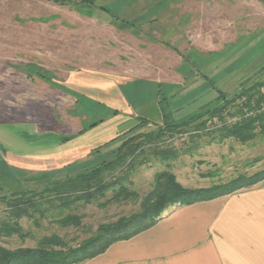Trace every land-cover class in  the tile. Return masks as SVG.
Segmentation results:
<instances>
[{
	"label": "rangeland",
	"instance_id": "1",
	"mask_svg": "<svg viewBox=\"0 0 264 264\" xmlns=\"http://www.w3.org/2000/svg\"><path fill=\"white\" fill-rule=\"evenodd\" d=\"M187 2L96 0L93 5H60L47 0H0V115L38 120L45 126L51 125L55 117L65 122L73 110L81 114L84 108L89 110L87 126L108 116L109 109L104 107H110L107 103L95 104L80 97L75 107L76 99L71 95L37 76L29 77L24 69L34 74L42 70L61 84L96 96L103 89L102 98L107 95V83L117 84L120 74L129 80L142 79L140 83H148L152 91L157 89L158 112L152 106L139 112L143 118L144 113L150 115L146 118L153 123H163L161 112L169 121L201 113L218 102L220 93L233 96L263 75L264 28L233 31L221 19L205 20L204 28H194L191 19L198 17L197 8L194 10ZM187 8L194 12H187ZM220 25L226 27L212 28ZM238 36L237 43H233ZM128 85L121 88L127 91ZM145 102L153 104V98ZM234 120L227 118L228 124ZM207 123L209 129L221 126L216 118ZM153 130L155 127L150 125L145 131ZM18 144L14 137L13 146ZM172 144L180 149L177 159L160 161L148 155L149 162L132 174V188L141 197L152 189L156 175L165 171L174 173L184 187L200 189L264 170V134L245 144L235 138L219 140L202 133L180 136ZM118 145L103 149L83 164L90 169L112 160ZM82 166L61 176L41 178L35 184L31 181L28 188L23 180L22 184L14 181L22 185L15 188L20 192L40 191L75 176ZM38 200L43 216L30 210L32 217L20 220L0 205V230L4 225L21 226L20 234L8 236L2 231L0 245L11 250L35 248L43 237L53 234L77 245L94 235L100 224L138 212L141 202L102 210L95 204H77L70 212L50 206L40 196ZM69 213L83 217L81 227L64 228L57 222Z\"/></svg>",
	"mask_w": 264,
	"mask_h": 264
},
{
	"label": "crops",
	"instance_id": "2",
	"mask_svg": "<svg viewBox=\"0 0 264 264\" xmlns=\"http://www.w3.org/2000/svg\"><path fill=\"white\" fill-rule=\"evenodd\" d=\"M187 3L197 8L198 17L191 19L194 28H204L205 20L219 19L227 21L233 31L264 28V0ZM220 27L226 26H212ZM238 38L232 42L237 43ZM119 76L117 84L107 83L104 98L103 89H99V97L65 85L95 104L110 105H104L108 116L89 126L85 124L89 119L85 108L81 114L73 110L65 122L55 117L48 126L28 118L14 120L12 114L0 115V205L6 206L13 193L19 192L16 188L22 186V180L28 188L31 181L35 184L65 169L75 171L95 149L138 126L140 111L152 106L158 112L156 88L152 91L148 83H140L142 79ZM128 82L126 91L121 87ZM72 97L76 107L81 100ZM151 97L153 104L145 102ZM95 123L99 125L93 128ZM14 137L21 143L18 147L13 146ZM81 264H264V181L228 195L171 206L150 228L113 243L104 253Z\"/></svg>",
	"mask_w": 264,
	"mask_h": 264
},
{
	"label": "trees",
	"instance_id": "3",
	"mask_svg": "<svg viewBox=\"0 0 264 264\" xmlns=\"http://www.w3.org/2000/svg\"><path fill=\"white\" fill-rule=\"evenodd\" d=\"M47 1L60 5L73 3L93 5L96 0ZM23 71L29 77L37 76L40 80L76 97L77 101L80 97L84 98L83 95L53 80L42 70L35 74L27 69ZM117 113L118 111H115V114ZM160 115L163 117V123H153L147 118L138 117V126L92 152V155H100L103 149L120 143L112 160L104 161L90 169L83 163L77 164V166L82 164L83 170L75 176L56 181L40 191L14 192L11 200L6 203L12 218L16 220L31 218L30 210L40 212L43 216L42 206L39 200L37 201L39 196L40 199H46L50 206L70 212L76 210L77 204H82L83 207L95 204L102 210L112 205L141 201L138 212L120 217L113 223L100 224L94 235L78 242L77 245H71L57 234L43 237L35 248L21 247L11 250L0 245V264H81L104 253L113 243L129 239L150 228L171 206L179 203L193 204L228 195L264 181V170H262L250 176H239L226 184L189 189L178 182L174 173L165 171L156 175L152 189L141 197L132 188L131 180L137 167L149 162L148 155L160 161L177 159L180 149L172 143L180 136L202 133L219 140L235 138L245 144L256 139L259 134H264V70L262 76L252 79L233 96L220 93L218 102L201 113L192 114L179 121L167 120V116L162 112ZM215 118L221 126L209 129L207 122ZM227 118H234L235 122L228 124ZM97 125L99 123L93 124L92 127ZM150 125L154 126L155 130L145 131ZM192 142L195 140L193 139ZM67 171L69 169L49 176H61ZM70 171L74 170L70 169ZM55 201L56 205H54ZM57 222L64 228H79L83 224V217L69 213ZM17 224L11 227L4 225L0 234L4 232L8 236L20 234L21 226ZM24 236L26 235H21L22 238Z\"/></svg>",
	"mask_w": 264,
	"mask_h": 264
}]
</instances>
